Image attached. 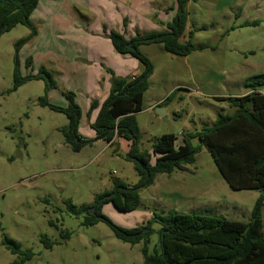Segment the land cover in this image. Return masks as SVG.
<instances>
[{"label": "rangeland", "instance_id": "374dc122", "mask_svg": "<svg viewBox=\"0 0 264 264\" xmlns=\"http://www.w3.org/2000/svg\"><path fill=\"white\" fill-rule=\"evenodd\" d=\"M159 1L153 7L159 5L164 13L177 8V0ZM186 10L188 22L181 42L189 40L192 32L197 50L181 57L160 44L140 47L154 65L143 110L137 114L139 148L151 155L156 137L175 134L182 143L184 132L202 130L216 120L220 110L233 114L228 102L217 97L245 95L250 91L245 81L264 75V0H190ZM128 15L132 27L143 32L154 29L150 18L134 14L119 0H40L31 16L38 34L20 48L17 57L16 45L30 29L18 25L1 35L0 264L18 258L2 244L5 235L34 253L23 264H144L143 241L132 245L118 239L104 221L85 225L88 214L71 213L66 204L93 206L97 195L113 189L115 180L137 184L139 175L129 159V143L119 139L118 146H111L98 140L74 152L61 132L68 124L66 115L39 104L45 82L30 80L13 90L16 60L23 76L46 68L58 83V88L48 92V100L67 107L65 94L74 93L83 112L79 132L93 139L87 116L90 103L101 100L95 90L104 89L112 79L101 68L107 69L103 59L116 76L128 77L135 64L143 70L131 56L116 60L111 54L108 34L112 30L122 33ZM161 17L164 23L173 18L169 13ZM155 21L163 22L156 16ZM134 34L128 32L127 39ZM30 57L33 62L28 66ZM260 89L264 92V86ZM103 95L106 99L108 92ZM159 105L165 108L166 119L157 115ZM192 142L199 145L197 139ZM259 195L257 190L231 189L203 148L194 164L171 175L158 174L153 185L141 189L136 210L122 212L108 203L102 214L126 229L150 223L152 232L146 239L153 253L160 247L161 223L155 218L161 211L249 222ZM65 230L72 232L69 239L62 237ZM42 237L58 244L48 249Z\"/></svg>", "mask_w": 264, "mask_h": 264}, {"label": "trees", "instance_id": "16d2710c", "mask_svg": "<svg viewBox=\"0 0 264 264\" xmlns=\"http://www.w3.org/2000/svg\"><path fill=\"white\" fill-rule=\"evenodd\" d=\"M189 1L177 0L175 16L170 22L160 23L165 27L161 31L137 32L131 39L120 32L110 31L108 37L115 50L123 56L137 59L143 70L134 77H121L116 76L111 69H106L112 74L110 93L101 105L97 100L92 101L87 114L90 117L95 109L100 108L95 121L90 125L95 131V138L87 139L79 132L82 109L74 93L65 94L69 102L67 107L50 103L48 92L58 88V83L46 68L41 67L35 75L23 76L16 60L13 90L30 80L45 82V94L39 98V104L66 115L68 124L61 132L66 144L74 152H80L98 140L111 146H118L119 139L129 143V159L135 163L139 175L137 184L131 186L115 180L113 189L97 195L93 206L77 207L70 201L66 203L71 213L88 214L85 225L104 221L118 239L132 245L143 241L144 264H264V94L260 92L264 86V75L250 77L245 81V86L250 89L248 94L220 97V100L227 101L228 106L234 109L233 114H226L222 109L212 124L205 125L200 131L183 133V144L177 145L178 137L175 134H164L155 138L152 155L139 148L141 132L137 114L143 110L144 95L154 72L152 61L140 47L160 44L168 53L181 57L197 50L192 41V32L189 40L181 42L187 28L186 6ZM38 3L39 0H0V38L18 25L30 29V34L17 43L16 57L20 48L38 34L37 26L31 21ZM32 62V58H28L27 65L30 66ZM194 139L199 141V145L193 144ZM203 148L211 154L231 189L260 192L249 222L231 220L224 216L161 211L155 218L161 223L158 231L160 247L151 253L149 240L146 239L152 232L150 223L144 227L126 229L115 225L102 214V207L108 203L122 212L136 210L141 204V189L153 185L158 174L171 175L185 165L194 164ZM71 235L69 230L62 233L63 239H69ZM42 242L48 249L58 244L45 237H42ZM2 244L18 257L11 264H23L34 256L32 250L23 249L21 243L6 235Z\"/></svg>", "mask_w": 264, "mask_h": 264}, {"label": "crops", "instance_id": "0c3cea01", "mask_svg": "<svg viewBox=\"0 0 264 264\" xmlns=\"http://www.w3.org/2000/svg\"><path fill=\"white\" fill-rule=\"evenodd\" d=\"M40 1V0H39ZM119 1H121L122 3H124V5L125 6H127L128 7V10L129 11H131V12H133L134 14H139V13H143L144 14V18H150L151 20H152V26L154 27V29L152 30V31H161V30H163V29H165V27H160L159 25H158V23L155 21V16L158 18V19H160L161 21H163L164 22V20H163V18L161 17V13H162V15L164 14L165 16L169 13V15H171L172 14V17H174V15L176 14V9H173L172 7L170 8L171 9V13L169 12V11H165L166 13H164V11L162 10V8L160 7V8H158L157 6H159L160 5V1L159 0H119ZM158 1H159V5H156V8L155 7H153V4H156V3H158ZM38 5H39V3H38ZM129 7L132 9H129ZM37 8H38V6H37ZM36 8V9H37ZM35 9V10H36ZM134 10V11H133ZM35 12V11H34ZM33 12V13H34ZM157 12V13H156ZM32 16V15H31ZM125 21H126V25H124V27H123V29H122V34H124L126 37H127V33L128 32H143L142 30H139V27L138 26H135V27H132V25L134 24V22H133V19H132V17L130 16V15H128L127 16V18L124 20V23H125ZM136 34H134L132 37H134ZM110 43H111V41H110ZM110 43H108V44H110ZM111 45L112 46H110V48H111V50H112V52H111V54H112V57L114 58V59H116V60H119V56H123V55H121V54H119L116 50H115V48H114V46H113V44L111 43ZM124 57H126V56H124ZM129 58H130V56H129ZM131 58H133V57H131ZM135 59V58H134ZM137 60V59H136ZM103 61L104 62H102V63H104V66H106V68H109V69H111V68H113L112 66H111V64H109L108 62H107V60H104L103 59ZM105 62H106V64H105ZM101 68L104 70L103 72H106V73H108L107 71H106V69H104V67H102L101 66ZM112 70V69H111ZM142 71H140V69H139V67H137V65L135 64V69L131 72V74L128 76V77H134V76H137V75H139L140 73H141ZM110 89H111V84L109 85L108 83L107 84H105V87H104V89H102V87L100 88L99 86L97 87V89L95 90L96 91V94H97V97L96 98H101V100L99 101V99L97 100L99 103H100V105L105 101V96L103 95V94H105L106 92H108V95H109V93H110ZM250 92V91H249ZM249 92H247L246 94H248ZM260 92L261 93H263L264 94V92L260 89ZM245 94V95H246ZM219 96H221V95H219ZM242 96V95H241ZM108 97V96H107ZM106 97V98H107ZM103 98H104V100H103ZM217 98H220V97H217ZM94 101V100H93ZM92 103V102H91ZM91 103H90V107H91ZM152 107V106H151ZM150 107V108H151ZM159 107V106H158ZM157 106H156V108H158ZM155 108V109H156ZM99 110H100V108H97V109H95L92 113H91V116L90 117H88V118H90V120H89V127L91 128V123H93L94 121H95V119H96V117H97V115H98V113H99ZM234 110V109H233ZM220 111H222V110H220ZM225 111V110H224ZM88 112H89V110H88ZM225 113V112H224ZM88 114V113H87ZM82 117H83V112H82ZM212 122H209L208 124H212L214 121L213 120H211ZM139 124V123H138ZM93 132H94V134H93V137L92 138H95V131L93 130ZM185 133V132H184ZM182 137H183V134H182ZM119 140H117V142H118ZM179 141V138L177 139V145H181V144H183V141H182V143H179L178 142ZM108 144V143H107ZM109 145V144H108ZM154 159V158H153ZM152 159V162H154V160Z\"/></svg>", "mask_w": 264, "mask_h": 264}, {"label": "water", "instance_id": "95a60500", "mask_svg": "<svg viewBox=\"0 0 264 264\" xmlns=\"http://www.w3.org/2000/svg\"><path fill=\"white\" fill-rule=\"evenodd\" d=\"M129 47H131V44H129ZM156 113H157V115H159L160 117H164V115H165V113H166V110H165V108H163V107H158V108H156ZM165 119H166V117H164ZM95 212V208L93 207L92 208V213H94ZM145 231H147V229H145Z\"/></svg>", "mask_w": 264, "mask_h": 264}]
</instances>
